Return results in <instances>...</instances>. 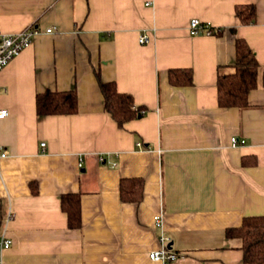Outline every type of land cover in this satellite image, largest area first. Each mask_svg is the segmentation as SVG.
<instances>
[{
  "label": "crops",
  "instance_id": "crops-1",
  "mask_svg": "<svg viewBox=\"0 0 264 264\" xmlns=\"http://www.w3.org/2000/svg\"><path fill=\"white\" fill-rule=\"evenodd\" d=\"M242 4L256 23H240ZM192 19L221 32L193 36ZM32 26L31 46L0 70V237L12 241L0 264H160L149 255L162 237L174 264H243L226 232L264 215V0H0L2 32ZM236 38L259 62L244 110L217 98ZM171 68L192 69L194 85H170ZM97 69L148 108L142 118L117 125ZM74 89L77 114H37L39 92ZM133 177L143 200L124 203L120 180ZM72 193L83 220L73 230L61 206Z\"/></svg>",
  "mask_w": 264,
  "mask_h": 264
},
{
  "label": "trees",
  "instance_id": "trees-1",
  "mask_svg": "<svg viewBox=\"0 0 264 264\" xmlns=\"http://www.w3.org/2000/svg\"><path fill=\"white\" fill-rule=\"evenodd\" d=\"M235 10L241 24L256 23L258 9L255 5H237ZM220 32L221 30L213 28L210 35H219ZM236 39L235 63L218 68L217 98L218 104L222 108L237 107L244 110L250 106V93L258 87L259 62L247 40ZM95 73L103 94L105 111L119 127H124L131 120L142 118L148 111L147 107L137 105L133 94L120 92L114 81H103L99 69ZM168 80L170 85L178 87L194 85V72L190 68H171ZM78 100L77 89L65 92L51 90L39 92L36 96L37 114L39 116L77 114L79 111ZM119 189L122 202L138 204L143 200L144 180L136 177L123 178L120 180ZM61 206L67 216L68 227L72 230L81 228L83 225L81 194L62 195ZM1 226L2 224H0V228ZM226 235L228 238L241 240L243 264H264V215L244 218L239 227L227 229Z\"/></svg>",
  "mask_w": 264,
  "mask_h": 264
},
{
  "label": "built area",
  "instance_id": "built-area-1",
  "mask_svg": "<svg viewBox=\"0 0 264 264\" xmlns=\"http://www.w3.org/2000/svg\"><path fill=\"white\" fill-rule=\"evenodd\" d=\"M190 32L193 36H199V34L210 35L213 27L209 24L202 23L200 19H192L190 21ZM53 28L47 29V33H52ZM40 30L36 27H27L21 32L16 34H5L0 30V70L5 68L9 62L18 56L24 49L31 46L35 37L38 35ZM141 43H148V36L143 35L140 37ZM8 111L6 109H0V118L8 116ZM231 146L236 147L242 144H245V141L239 140L237 137H231ZM45 144L42 143V146ZM140 145V144H139ZM141 146V145H140ZM6 152L0 154L1 157H5ZM80 167L83 166V162L80 163ZM11 218V214L9 215ZM162 217H156V226L161 227ZM170 241L167 237L161 238V248L155 251H152L149 255L152 261L158 262L160 264H174L180 257L178 252H174L169 246L168 242ZM12 245V241L6 237H0V248H9Z\"/></svg>",
  "mask_w": 264,
  "mask_h": 264
},
{
  "label": "water",
  "instance_id": "water-1",
  "mask_svg": "<svg viewBox=\"0 0 264 264\" xmlns=\"http://www.w3.org/2000/svg\"><path fill=\"white\" fill-rule=\"evenodd\" d=\"M170 246V245H169ZM171 247V246H170Z\"/></svg>",
  "mask_w": 264,
  "mask_h": 264
},
{
  "label": "bare ground",
  "instance_id": "bare-ground-1",
  "mask_svg": "<svg viewBox=\"0 0 264 264\" xmlns=\"http://www.w3.org/2000/svg\"><path fill=\"white\" fill-rule=\"evenodd\" d=\"M1 249V248H0Z\"/></svg>",
  "mask_w": 264,
  "mask_h": 264
}]
</instances>
